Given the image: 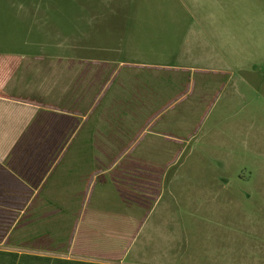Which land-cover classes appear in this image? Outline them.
I'll list each match as a JSON object with an SVG mask.
<instances>
[{
	"label": "crops",
	"instance_id": "1",
	"mask_svg": "<svg viewBox=\"0 0 264 264\" xmlns=\"http://www.w3.org/2000/svg\"><path fill=\"white\" fill-rule=\"evenodd\" d=\"M56 1L0 52V264H264V203L176 169L233 80L216 0H106L70 31Z\"/></svg>",
	"mask_w": 264,
	"mask_h": 264
},
{
	"label": "rangeland",
	"instance_id": "2",
	"mask_svg": "<svg viewBox=\"0 0 264 264\" xmlns=\"http://www.w3.org/2000/svg\"><path fill=\"white\" fill-rule=\"evenodd\" d=\"M36 2L0 0V52H20L5 46L13 47L19 33L31 29ZM108 4L106 0H57L55 26L65 31L88 28V14L103 11ZM214 4L216 52L226 58L224 68L232 71L233 80L214 104L198 139L183 149L176 169L227 173L233 187L239 188L231 196L247 204L242 211L260 217L256 207L264 203V97L258 95L257 76L264 75V0H216ZM260 136L263 141H258ZM169 198L165 194L162 201Z\"/></svg>",
	"mask_w": 264,
	"mask_h": 264
}]
</instances>
